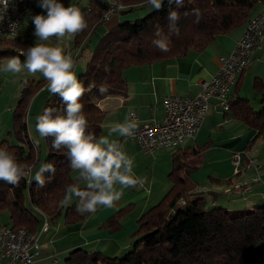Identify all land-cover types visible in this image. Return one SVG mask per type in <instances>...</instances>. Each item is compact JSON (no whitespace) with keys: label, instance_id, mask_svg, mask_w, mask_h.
<instances>
[{"label":"trees","instance_id":"1","mask_svg":"<svg viewBox=\"0 0 264 264\" xmlns=\"http://www.w3.org/2000/svg\"><path fill=\"white\" fill-rule=\"evenodd\" d=\"M111 1L125 7L122 11L125 14L140 9L150 11L144 18L126 21L109 29L88 58L86 70L78 76L86 88L90 83L94 85L80 102L88 120L86 135L94 134L97 138L101 135L105 119L99 102L125 95V70L183 58L190 52H201L216 37L245 26L255 9L264 5V0H184L181 8L171 5V10H176L180 16L176 24L179 35L171 34L168 51L165 52L155 47L153 40L157 38V26L165 35L169 34L167 15L170 5L167 0H164L161 10L152 8L147 0H88L84 9L87 27L75 37V46L81 50L80 54H83L85 41L106 21L105 16L112 10ZM193 9L198 10V16L193 14ZM32 46L20 36L0 37V66L4 59L12 56L20 57L23 63L26 55L22 52ZM44 83L45 80L26 83L13 114L16 141L0 142V146L14 150L20 160L32 168V175L39 170L41 160L29 138L26 117L32 98ZM101 85L107 88L104 94L98 90ZM255 89H263L262 80H256ZM64 107L60 97L51 93L40 115L46 108L56 109L53 116L66 115ZM230 111L234 118L257 130L258 137H264V106L255 110L247 98L238 97L232 98ZM53 139L45 138L48 155L44 163H54L56 171L43 174L44 187H39L35 181L27 182L29 178H22L18 187L0 180V215L6 211L10 220L5 224L0 222V227L24 228L36 234L45 220L50 226L60 220L71 225L91 216L92 213L76 210L79 199L75 196L68 204L63 203L66 185L77 183L82 190L87 187H81L78 171L69 167L67 150H53ZM187 155H174V166L169 175L172 187L138 220L134 234L136 240L129 252L112 258L101 252L76 249L69 253L65 264H244L264 241V206L238 211L215 206L207 210L204 193L197 191L186 173L181 174L183 169H187L183 162ZM181 202L185 206L179 207ZM133 208L134 205H129L118 211L102 229L112 234L119 232L123 219Z\"/></svg>","mask_w":264,"mask_h":264},{"label":"crops","instance_id":"2","mask_svg":"<svg viewBox=\"0 0 264 264\" xmlns=\"http://www.w3.org/2000/svg\"><path fill=\"white\" fill-rule=\"evenodd\" d=\"M259 14H264V5H259L251 18ZM120 20L119 17L116 22ZM26 25L27 17L18 36L35 46L37 40L33 30L23 33ZM118 25L120 24H115L113 27ZM246 25L216 37L201 52H190L183 58L125 70V95L108 97L99 102L101 110L105 112L101 135L108 136L111 126L115 123H123L130 110L135 112L137 127H140L151 119H163L162 100L165 97L196 96L200 91V83L213 77L220 67V58L232 52L243 36ZM22 53L26 55V51ZM72 53L74 57L76 52ZM83 67H78L76 64L74 69L76 74L80 75ZM1 74H3L0 76L1 87L6 83V87H14V92L10 95V101H7L3 95L0 98V142L13 143L16 141L13 134V114L23 89L27 82L38 83L44 80H40L37 75L34 76L28 71L12 73L0 70ZM257 79L263 81V89H255ZM16 81H20L22 85H16ZM47 83L45 80L43 88L32 98L27 112L28 134L34 146V139L30 134L33 124L30 116L33 111L42 112L48 99L45 96L48 92ZM231 96L233 99L247 98L255 110H260L264 106V46L253 53L250 66L239 77L231 91ZM252 101L259 105V109L253 106ZM257 135V130L234 118L231 111H222L219 108V101L215 99L196 138L187 140L179 149L160 150L152 156H147L141 151L137 141L129 140L118 133L112 134L109 139L118 141L123 151L133 159V172L136 177L144 180V184L125 188L121 200L115 202L113 207L98 206L97 211L81 223L66 225L60 220L45 232H42L43 228H41L39 241L42 255L36 264H60L61 258L66 260L69 253L76 249L101 252L108 257H118L130 250L136 240L134 234L138 229V220L150 208L157 205L172 187L169 175L173 170L176 153L188 154L183 160L187 169H183L181 174L186 173L190 177L199 193L206 191L204 196L208 208L219 206L238 211L241 207L253 209L264 206V137ZM234 153H244L260 162L259 173L242 169L236 175L232 163ZM256 178L259 180L255 181ZM236 184H246L243 188L245 190L241 194H227L226 189ZM81 187H87L86 183L81 182ZM128 204L134 205V208L131 214L123 219L119 232L112 234L102 229L115 213ZM244 264H264V241L257 246Z\"/></svg>","mask_w":264,"mask_h":264},{"label":"clouds","instance_id":"3","mask_svg":"<svg viewBox=\"0 0 264 264\" xmlns=\"http://www.w3.org/2000/svg\"><path fill=\"white\" fill-rule=\"evenodd\" d=\"M7 2L4 0L5 5ZM163 2L147 0L156 10H161ZM167 3L170 5L167 15L169 34L165 35L157 26V38L153 40L154 46L165 52L168 51L171 34L179 35L176 24L180 16L176 10H171V5L181 8L184 0H167ZM38 7L46 13L31 17L35 29L33 35L39 38L38 42L27 48L23 63L20 57L12 56L7 58L6 64L0 66V70L12 73H20L24 69L32 74L39 72L48 82L47 90L60 97L66 115L53 116L56 109L46 108L42 115L36 117V132L41 138L54 137V151L62 148L67 150L69 167L78 171V180L87 185L86 190H82L77 183L66 185L63 203L68 204L75 196L79 199L78 212L94 214L98 206L113 207L115 202L121 200L125 188L144 184V180L136 177L133 172V159L123 151L118 141L109 139L115 133L123 137L134 134L137 127L135 112L130 110L123 123L112 125L108 136L102 134L97 138L94 134L86 135L88 120L80 101L94 85L90 83L86 88L77 78L74 71L76 60L71 51L61 46V38L71 39L87 27L86 13L79 6L72 3L65 6L60 0H38ZM193 14L198 16V10L193 9ZM16 25L15 22L9 23L10 33L14 32ZM52 37L57 38L56 43H47ZM98 90L104 94L107 88L101 85ZM55 171L54 163H43L32 175V168L21 161L14 150L0 146V180L13 186L18 187L22 178H29L27 182L35 181L39 187H44L43 174H54Z\"/></svg>","mask_w":264,"mask_h":264},{"label":"built area","instance_id":"4","mask_svg":"<svg viewBox=\"0 0 264 264\" xmlns=\"http://www.w3.org/2000/svg\"><path fill=\"white\" fill-rule=\"evenodd\" d=\"M38 0H0V35L9 32L8 25L15 22L14 32L18 34L31 7ZM112 3V14L108 20L118 11L126 8L121 4ZM264 46V14L256 15L248 21L244 34L236 43L228 56L220 58V67L213 77L200 83V91L194 97H181L171 95L162 100L164 117L161 120L151 119L140 127H137L129 140L139 143L141 151L152 156L160 150L179 149L187 140L195 139L201 130L209 113L212 101H219V108L229 112V101H232L231 91L239 78V73L249 67L252 55ZM2 87L0 84V98ZM137 120L136 115L134 117ZM232 163L235 174L242 169L254 170L259 173L261 164L256 159L250 158L244 153H234ZM256 178L255 181H258ZM246 184H236L226 189L227 194H241ZM206 191H201L205 193ZM184 202H186L184 200ZM180 206V205H179ZM50 228L45 220L43 231ZM24 228L13 229L10 226L0 227V264H36L41 258L42 251L40 236L31 240H21Z\"/></svg>","mask_w":264,"mask_h":264},{"label":"rangeland","instance_id":"5","mask_svg":"<svg viewBox=\"0 0 264 264\" xmlns=\"http://www.w3.org/2000/svg\"><path fill=\"white\" fill-rule=\"evenodd\" d=\"M60 2L63 3L65 6H68L70 3L75 4V5L79 6L82 11H84V9L88 5V0H60ZM149 11H150V9H140V10H136V11H134L132 13H127V14L123 13L122 11L116 12L112 17H110L108 19V21L106 20L99 27V29L95 32V34H93L92 36H90L91 38H88L85 41V43L83 44V54H81V55H80V51L81 50H79V48L75 46V37H76V34L71 39H68L66 37L65 38H61V46L62 47H65V50L66 51H71V53L72 52H76L74 54V57L73 58L74 59H77V57H79L76 60V64H77L78 67L79 66L80 67H83L85 65V67H83L84 68L83 71H85L86 68H87V58L89 57V55H91L93 53L94 48H95L96 44L98 43V41L102 38V36L111 27H113L115 24H118V23L119 24H122L123 22L128 21L127 18H130V20H136V19H139V18H144L148 14ZM39 14H45L46 15V13L44 12V10L41 9L40 7H38V2H36L31 7L29 14H27V16H26L27 17V25L25 26V28L23 30V33H26V32L31 31V30H33L32 32H34L35 29H34V25L32 24L31 17L34 16V15H39ZM119 17L121 19L120 22H116V20ZM19 32H20V30H19ZM19 32H18V34H19ZM18 34L16 35V33H15L14 35H12L10 37H17ZM2 38H4V37H2ZM7 38H9V37H7ZM35 38H36L35 40H37V42H38V39L39 38L36 37V36H35ZM56 41H57V38L56 37H52V38H50V40L47 43L55 44ZM86 44L88 45V47L86 46ZM24 50H27V49H24ZM26 53H27V51H26ZM6 63H7V58L3 60V64L2 65L6 64ZM23 71H27V70L24 69ZM78 74H76L77 75V78L79 76ZM2 75L3 74H1L0 76H2ZM36 75L38 76V78L40 80H45V78L43 77V75L41 73L37 72V73L34 74V76H36ZM16 82H17L16 85H22V83L20 81L19 82L16 81ZM46 87H47V85H46ZM2 89H3V92H2L3 97H5L7 99V101H10L9 98H10V95L14 92V87L13 86H10L8 88V87H6V83H3ZM48 92L45 94V96H47V98H49L51 96V93L50 92L48 93ZM252 104H253V106H255V108L259 109V105L255 104L253 101H252ZM13 105L14 104H12V106ZM41 113L42 112H39V111L36 110V111H33V113L31 114L30 119H31V122L33 124H32V128H31L30 134H31V136L34 139V143H35L36 149L39 152V156H40L39 158H40L41 162L44 163V161H45V159H46V157L48 155V149H47L46 141H45V138H41L39 136V134L36 132V128H35V125H36V117L39 116ZM129 205L130 204L125 205L123 208H125V207H127ZM244 208L245 207H241L240 210H242V209L244 210ZM207 210H209V208ZM233 210H237V209H233ZM131 212L132 211H130L129 214H131ZM9 221L10 220H9V214H8V212L5 211L4 213H2L0 215V222L2 224H5L6 222H9ZM41 228H43V226ZM41 231H42V229L39 231V236L42 233ZM130 250H127L125 253H123L122 255H120L118 257L124 256ZM59 261H60V264H65V259L63 260L61 258Z\"/></svg>","mask_w":264,"mask_h":264},{"label":"bare ground","instance_id":"6","mask_svg":"<svg viewBox=\"0 0 264 264\" xmlns=\"http://www.w3.org/2000/svg\"><path fill=\"white\" fill-rule=\"evenodd\" d=\"M114 2V1H113ZM115 4H118L117 2H114ZM112 14V10H111V12L110 13H108L106 16H105V19L107 18V17H109L110 15ZM16 32H12V33H10V32H4V33H2L1 35H0V37H10V36H12V35H14ZM248 67H246V68H244L240 73H239V77L246 71V69H247ZM239 79V78H238ZM238 81V80H237ZM236 81V82H237ZM236 84V83H235ZM229 110H230V102H229ZM183 206H185V203L184 202H181L180 203V206L179 207H183ZM35 236H39V234L38 233H36V234H33V233H30V232H28V231H26V230H23L22 231V233H21V240H31V239H33Z\"/></svg>","mask_w":264,"mask_h":264}]
</instances>
